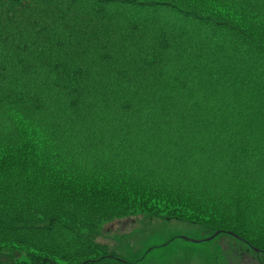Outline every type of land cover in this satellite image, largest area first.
Returning a JSON list of instances; mask_svg holds the SVG:
<instances>
[{"label":"trees","instance_id":"1","mask_svg":"<svg viewBox=\"0 0 264 264\" xmlns=\"http://www.w3.org/2000/svg\"><path fill=\"white\" fill-rule=\"evenodd\" d=\"M136 215L264 250V0H0V264Z\"/></svg>","mask_w":264,"mask_h":264},{"label":"rangeland","instance_id":"2","mask_svg":"<svg viewBox=\"0 0 264 264\" xmlns=\"http://www.w3.org/2000/svg\"><path fill=\"white\" fill-rule=\"evenodd\" d=\"M221 233L186 221L136 215L104 223L93 238L97 244L106 249L110 257H117L114 264L132 263L142 260L145 255H148V259L140 264H156L157 260L164 258L173 259L179 264H187L186 262L220 264L219 253L215 251L212 254L217 239L215 242H194L196 239H210L215 234ZM218 238H221V235ZM192 240L195 241L191 242ZM151 248L154 250L147 253ZM2 262V264H32L20 251L4 256Z\"/></svg>","mask_w":264,"mask_h":264},{"label":"flooded vegetation","instance_id":"3","mask_svg":"<svg viewBox=\"0 0 264 264\" xmlns=\"http://www.w3.org/2000/svg\"><path fill=\"white\" fill-rule=\"evenodd\" d=\"M224 236L227 237V239H221ZM182 239V238H181ZM215 244L216 248L212 251V254L219 253V258L221 263L220 264H264V250L261 248L255 247L253 244H251L248 240L237 236L233 233H224L217 235L215 234L210 239L208 238H202V239H196V242L194 243H202V242H210V241H216ZM184 240V239H183ZM195 240H192L193 242ZM172 242V241H171ZM170 242V243H171ZM165 246V245H164ZM151 252L154 250V248L149 249ZM145 259H148V255L143 256V261ZM179 264L173 259H160L157 260L156 264ZM187 264H191L190 262H186Z\"/></svg>","mask_w":264,"mask_h":264},{"label":"water","instance_id":"4","mask_svg":"<svg viewBox=\"0 0 264 264\" xmlns=\"http://www.w3.org/2000/svg\"><path fill=\"white\" fill-rule=\"evenodd\" d=\"M218 235V234H217Z\"/></svg>","mask_w":264,"mask_h":264}]
</instances>
